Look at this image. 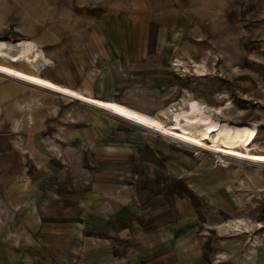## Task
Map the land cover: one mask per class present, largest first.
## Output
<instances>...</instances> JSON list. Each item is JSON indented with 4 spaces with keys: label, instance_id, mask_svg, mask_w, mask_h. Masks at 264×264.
I'll return each mask as SVG.
<instances>
[{
    "label": "rangeland",
    "instance_id": "obj_1",
    "mask_svg": "<svg viewBox=\"0 0 264 264\" xmlns=\"http://www.w3.org/2000/svg\"><path fill=\"white\" fill-rule=\"evenodd\" d=\"M25 34L53 58L51 75L152 113L187 91L211 106L226 92L220 120L256 121L264 148V0H0V37ZM205 58L211 73L195 75ZM28 95L0 80V264H46L88 236L121 264H264V228H227L264 222V172L62 96L29 110ZM80 242L79 254L94 245Z\"/></svg>",
    "mask_w": 264,
    "mask_h": 264
},
{
    "label": "bare ground",
    "instance_id": "obj_2",
    "mask_svg": "<svg viewBox=\"0 0 264 264\" xmlns=\"http://www.w3.org/2000/svg\"><path fill=\"white\" fill-rule=\"evenodd\" d=\"M37 39L30 34H25L18 40L0 37V55L3 57L0 58V80L7 79L13 85L29 90V95L24 96L20 102L21 107L31 110L45 105L39 98L41 95L62 96L71 102L79 101L97 113L105 114L112 121L142 130L149 135L161 136L169 142L194 150L195 153L205 152L203 148L209 149L221 163L228 166L227 169L234 168L230 163H236L241 166H253L256 172H264V148H257L254 144L259 135L258 123L223 121L218 116L223 109L233 108V101L226 92H218L215 99L219 100V104L211 106L205 99L194 97L187 91V95H182L181 103L170 105L159 113H152L115 97L95 95L51 75L48 70L54 63L53 58L40 43L41 40ZM9 57H12L13 61L24 58L27 61L11 63ZM193 62L195 75L205 77L211 73L206 58ZM172 67L175 70L185 68L189 73L192 71L188 62L181 58L173 60ZM183 76L188 77V74ZM1 93L6 97L11 95L8 90ZM28 114L29 119L34 122L31 112ZM206 137H209L212 143L204 139ZM228 227L240 233L243 230L264 228V222L254 225L248 223L245 218L238 217L230 221Z\"/></svg>",
    "mask_w": 264,
    "mask_h": 264
},
{
    "label": "crops",
    "instance_id": "obj_3",
    "mask_svg": "<svg viewBox=\"0 0 264 264\" xmlns=\"http://www.w3.org/2000/svg\"><path fill=\"white\" fill-rule=\"evenodd\" d=\"M90 234L96 235L98 234V232L94 231ZM65 236L73 237V235H69V234H66ZM73 238H71L70 240H66L64 242L68 244L66 245L68 246L66 248L57 245L56 252L55 251L51 252V250L46 246L49 252H51V254L53 255V257L48 258L46 264H121L117 262L115 259L112 260L104 259L106 252H104V249L101 248L103 246H101L100 237H98L95 241H94L95 237L92 236H88L87 237L88 239L85 241L80 240L81 242L80 241L79 242L81 243L82 246L84 245V243L88 244L92 241H93L92 243H94V245L92 246L85 248L83 247L82 248L83 253L81 252L80 254L74 251L73 248H70V245L75 243V241H73ZM79 242L77 241L75 244L79 246L80 245ZM83 254L85 255L83 256ZM19 262L24 264H29L30 260L26 255H21L19 257Z\"/></svg>",
    "mask_w": 264,
    "mask_h": 264
}]
</instances>
